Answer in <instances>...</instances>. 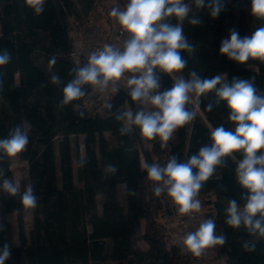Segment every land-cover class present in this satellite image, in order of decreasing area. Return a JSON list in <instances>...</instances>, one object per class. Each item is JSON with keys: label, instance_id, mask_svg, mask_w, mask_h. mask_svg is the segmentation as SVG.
I'll use <instances>...</instances> for the list:
<instances>
[{"label": "trees", "instance_id": "trees-1", "mask_svg": "<svg viewBox=\"0 0 264 264\" xmlns=\"http://www.w3.org/2000/svg\"><path fill=\"white\" fill-rule=\"evenodd\" d=\"M103 2L44 0V11L37 15L25 0H0V52L7 50L11 55L10 62L0 66V138L7 137L17 125L28 132L26 150L18 155L29 163L30 184L38 197L37 207L31 209L33 225L27 233L19 196L0 192L2 211H15L18 220V243L13 240L9 222H3L6 230L0 232V248L6 242L12 247V257L5 264H193L191 253L172 239L164 223L171 198L166 193L154 195L153 182L143 169L139 127L132 125V131L123 136L118 131L124 122L116 115L127 111L128 103L133 113L141 107L131 100L128 86H118L98 110L88 108L92 86H85L86 94L79 100L60 103L63 88L72 79L70 70L86 64L71 58V18L79 15V3L96 12ZM185 2L192 6L190 15H198L203 23L193 26L187 19L183 22L184 34L195 52H182L188 64L177 75L188 78L195 70L207 78L226 73L229 81L233 77L254 78L261 94L264 61L249 58L239 64L219 54L229 29H237L244 37L264 27V19L251 13V0H225L224 10L215 19L207 9H197L194 0ZM170 19L177 23L175 18ZM53 56L56 63L50 69ZM39 58H43L42 63ZM252 64L257 70L248 67ZM157 71L160 90L170 88L172 77ZM52 75H58L61 84L51 83ZM191 95L192 103L186 107L201 115L196 112L193 121L178 128L166 147H161L159 137L147 139L156 156L154 162L162 166L171 156L187 161L202 146L210 145L212 129L220 125L235 128L226 102L217 104L214 92L199 98L198 109L196 96ZM209 103L213 104L211 111L206 107ZM109 104L113 105L111 109ZM106 132L111 133L113 143ZM79 134H85V154L81 158L87 161L80 169L81 185L75 182L71 141L72 135ZM233 156L235 159L226 157V166L217 167L214 176L204 182L197 199L214 212L215 234L226 237L225 244L214 245L218 264H264V237L225 223L228 200L236 199L241 207L245 203L241 197L246 190L236 180L242 151ZM9 164L10 157L0 153V169L13 180ZM107 165L116 166L117 171L108 173ZM121 185L125 202L119 195ZM245 242L255 243V250H245Z\"/></svg>", "mask_w": 264, "mask_h": 264}, {"label": "clouds", "instance_id": "clouds-1", "mask_svg": "<svg viewBox=\"0 0 264 264\" xmlns=\"http://www.w3.org/2000/svg\"><path fill=\"white\" fill-rule=\"evenodd\" d=\"M25 4L37 15L44 11V0H25ZM194 5L199 10L207 9L213 19L218 18L226 6L225 0H194ZM192 11L191 4L185 0H128L124 10L113 8L110 15L129 34L123 50L105 44L89 55L84 66L73 67L70 70L72 79L64 86L60 103L67 105L82 98L87 91L85 86L104 91L110 83L115 84L126 73H131L127 79L128 95L141 107L135 113L122 111L116 115L118 121L124 122L118 131L122 136L127 135L135 125L142 137L148 140L159 137L161 147H166L174 132L196 116L195 110L186 107L192 103L191 94L196 96L195 108L198 109L199 98L214 92L217 104L226 102L234 130L220 125L211 130V144L202 146L187 161L171 156L166 165L144 163L143 169L148 180L153 182L155 196L166 193L179 213L190 215L201 210V201L197 197L204 182L214 176L217 167L226 166V157L235 159L233 153L242 151L236 180L246 190L241 197L245 203L241 207L236 199H229L225 223L233 229L243 226L249 234L264 237V94L257 92L254 78L233 77L229 81L226 73L207 78L195 70L190 71L188 78L177 75L188 64L182 52H195V46L184 34L183 22L187 19L193 26L203 23L198 15H190ZM251 13L264 19V0H251ZM170 18H175L177 23H172ZM219 54L239 64L246 63L249 58L264 61V27L244 37L237 29H229V37L222 39ZM10 60L7 50L0 52V66ZM55 63L53 56L49 61L50 69ZM157 70L172 77L170 88L160 90ZM50 79L56 85L62 82L58 75H52ZM112 107V104L108 105L109 109ZM206 107L211 111L213 104ZM28 143V132L17 125L7 137L0 138V153L14 157L25 151ZM78 163L82 167L87 161L81 158ZM106 171L115 173L117 167L107 165ZM0 192L9 197L19 196L25 209L37 207L34 187L26 185L21 192L20 186L9 179L3 169H0ZM215 228L214 219H206L195 231L185 235V249L200 257L205 248L225 244L226 237L216 235ZM5 230L6 225L0 222V232ZM243 247L254 251L256 245L245 242ZM11 257L12 247L6 242L0 248V264H5Z\"/></svg>", "mask_w": 264, "mask_h": 264}, {"label": "rangeland", "instance_id": "rangeland-1", "mask_svg": "<svg viewBox=\"0 0 264 264\" xmlns=\"http://www.w3.org/2000/svg\"><path fill=\"white\" fill-rule=\"evenodd\" d=\"M115 0H104L102 5L98 7L96 12L89 11L83 8L79 3L78 16H73L71 18V31L70 35L72 37L74 52L71 54V58L76 61L78 64L87 63L89 55L91 52V43H92V34L87 25V19L89 15H92L97 23L98 28L100 30V34L102 37V41L107 44L113 45L116 48L123 50L124 40H118L116 37V32L119 27V22L116 18L110 15L111 10L113 9V5ZM123 2L128 3V0H121ZM113 3V4H112ZM0 35H1V25H0ZM40 63L43 62V58L38 59ZM250 68H254L257 70L256 65H248ZM127 77L125 80V85L127 86V79L131 73H126ZM223 74V73H221ZM118 87L117 83L109 84L108 88L104 91H100L98 88L92 86V90L88 96V108L91 111L101 109L102 106L107 101L108 97L115 91ZM261 94H264V85L261 88ZM127 111L130 110V104L128 103L126 106ZM198 115H201L198 110H196ZM109 140L113 143V139L110 132L105 133ZM72 147H73V167H74V175L75 182L77 185H81L80 178V169L81 166L78 163L81 160V157L85 154V134L72 135L71 136ZM141 158L142 164L144 163H153L156 160V156L151 153V142L146 138L142 137L141 141ZM28 161L22 158L20 155H16L14 157H10V169L12 172V178L14 182H16L23 192L24 187L30 184L29 171H28ZM60 175V170H59ZM120 195L123 202H125L124 195V185L120 187ZM200 200V199H199ZM201 201V200H200ZM201 210L204 212V215L208 218L212 217V209L204 204L201 201ZM170 212V211H169ZM167 212L164 217V223L168 226L170 230V234L172 239L178 240L182 237L183 232L179 227V219H177L174 215ZM9 222L12 228V235L14 242L18 243V220L17 213L15 211L4 212L1 208L0 201V222ZM24 221H25V229L28 233L29 229L33 225V215L31 209L24 208ZM146 247L147 245L144 244ZM110 246V245H109ZM111 247V246H110ZM220 260L217 258L214 246L207 247L206 251V264H218Z\"/></svg>", "mask_w": 264, "mask_h": 264}, {"label": "built area", "instance_id": "built-area-1", "mask_svg": "<svg viewBox=\"0 0 264 264\" xmlns=\"http://www.w3.org/2000/svg\"><path fill=\"white\" fill-rule=\"evenodd\" d=\"M113 3H114L113 8L119 7L121 10H124L127 6V3L123 2L121 0H115ZM87 25L89 27L91 34H92V43H91V49H90L91 52L102 49L104 47V45L107 43L102 41L100 30L97 26L98 23L92 15L88 16ZM128 36H129V34L127 33V31L125 29H123L122 26L119 24V27H118L117 32H116L117 39L118 40H124V42H125V40L128 38ZM113 47H115V46H113ZM126 77H127V74H125L124 77H122L119 81L116 82L117 85L122 86V87H126V85H125ZM169 211H170L169 212L170 214L174 215L177 219H179L178 220L179 221V227H180L181 231L183 232V234H182V237L177 240V242L180 244L182 249L186 250L184 245H183V239H184L185 235L189 232L195 231L199 227V225L207 219V217L204 215V212L202 210H200L199 212L191 213L190 215L189 214H181V213H179L177 206L172 202V200L170 202V210ZM211 218H213V214H212ZM206 251H207V248L204 249V251L200 257H196L195 255H193L190 252L192 255L193 264H206Z\"/></svg>", "mask_w": 264, "mask_h": 264}, {"label": "crops", "instance_id": "crops-1", "mask_svg": "<svg viewBox=\"0 0 264 264\" xmlns=\"http://www.w3.org/2000/svg\"><path fill=\"white\" fill-rule=\"evenodd\" d=\"M121 187V186H120ZM120 187H119V195H120ZM120 198H121V195H120ZM122 200V199H121ZM213 212V211H212ZM214 213V212H213ZM213 218H214V215H213ZM212 218V219H213ZM16 243V242H15ZM108 252H109V250H108Z\"/></svg>", "mask_w": 264, "mask_h": 264}]
</instances>
